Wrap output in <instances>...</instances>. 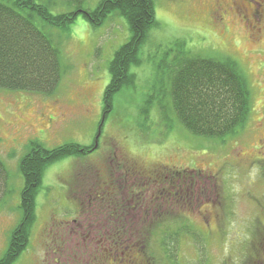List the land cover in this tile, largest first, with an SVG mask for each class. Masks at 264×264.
Returning a JSON list of instances; mask_svg holds the SVG:
<instances>
[{
	"label": "rangeland",
	"instance_id": "rangeland-1",
	"mask_svg": "<svg viewBox=\"0 0 264 264\" xmlns=\"http://www.w3.org/2000/svg\"><path fill=\"white\" fill-rule=\"evenodd\" d=\"M100 1L85 0L83 8L93 11ZM152 2L156 27L140 49L141 65L131 68L135 89L116 96L105 121L108 66L130 38L118 15L99 28L79 15L67 32L47 30L67 69L53 95L0 89V161L6 171L0 186V256L21 219L18 164L30 145L38 142L51 150L65 144L89 147L98 140L96 151L46 170L30 240L15 264H47L48 258L55 264H158L164 252L151 243L154 232L164 224L175 230L184 221L201 241L197 245L187 234L180 237L173 252L179 264H264V148L259 146L264 75L258 70L264 40L252 43L237 17L250 11L242 0ZM176 40L185 41L193 54L228 55L239 64L252 95L242 130L221 140L205 139L177 122L167 128L154 108L139 115L156 77L154 67ZM132 163L145 174L132 175ZM162 170L201 176L182 192L165 185L169 194L160 202L163 184L158 188L144 181ZM133 187H138L134 193Z\"/></svg>",
	"mask_w": 264,
	"mask_h": 264
},
{
	"label": "trees",
	"instance_id": "trees-1",
	"mask_svg": "<svg viewBox=\"0 0 264 264\" xmlns=\"http://www.w3.org/2000/svg\"><path fill=\"white\" fill-rule=\"evenodd\" d=\"M84 4L85 0H0L1 90L53 95L67 69L62 65L58 44L47 30L56 28L67 32L79 15L92 28H99L111 15H118L125 20L130 38L114 53L108 66L110 79L102 95V119H107L114 109L116 96L135 89L131 68L141 65L140 49L149 31L156 27L155 10L152 0H101L93 11L84 9ZM154 70L156 77L146 89L139 115L154 108L167 128L177 122L192 136L214 140L234 135L249 121L252 95L243 71L232 57L193 54L185 41L176 40ZM94 151L93 145L65 144L51 150H45L38 142L30 145L29 152L18 164V173L23 179L18 207L21 219L9 235L0 264H13L29 243L36 219L35 201L46 170L65 158L79 159ZM130 166L132 175L145 174L136 164ZM153 173L144 182L158 188L159 182L163 184V189H158L160 202L169 194L165 185L182 192L194 177L201 176L194 171L189 177L185 171ZM5 182L6 171L0 161V186ZM137 188H131V192ZM164 225L161 231L154 232L155 238L151 240L164 252L158 264H179L173 252L180 237L187 234L197 245L201 239L185 221L175 230Z\"/></svg>",
	"mask_w": 264,
	"mask_h": 264
},
{
	"label": "flooded vegetation",
	"instance_id": "flooded-vegetation-1",
	"mask_svg": "<svg viewBox=\"0 0 264 264\" xmlns=\"http://www.w3.org/2000/svg\"><path fill=\"white\" fill-rule=\"evenodd\" d=\"M243 3L247 5L245 7V11L248 9L250 10L249 13L246 15H243L242 13L237 15V17H241V21L245 22V28L249 29L247 30V33L249 34V37H253L252 43L257 42V45L260 43V41L264 40V0H242ZM222 16H226V13L222 12ZM221 20V18H220ZM225 32H228L225 30ZM247 37V35H246ZM263 59L260 61V68L258 70H262V73L264 75V55L262 56ZM262 79L264 80V76H262ZM264 120V116H263ZM262 139L259 141V146L264 148V121H263V133H262ZM97 141L95 140L93 147H95L96 143V148L94 149L96 151L97 149ZM2 256H0L1 259ZM105 259L106 257L103 256ZM57 260H59L57 257H55ZM20 259V258H19ZM114 262V260H112ZM119 262V261H118ZM122 263V261H120ZM119 262V263H120ZM31 263V262H30ZM28 263V264H30ZM37 264L38 262H34ZM47 264H55V262L50 261L48 258V261L46 260ZM58 264V261L56 262ZM15 264V262L13 263ZM39 264H45L43 260L39 262Z\"/></svg>",
	"mask_w": 264,
	"mask_h": 264
},
{
	"label": "water",
	"instance_id": "water-1",
	"mask_svg": "<svg viewBox=\"0 0 264 264\" xmlns=\"http://www.w3.org/2000/svg\"><path fill=\"white\" fill-rule=\"evenodd\" d=\"M95 148H96V145H95Z\"/></svg>",
	"mask_w": 264,
	"mask_h": 264
}]
</instances>
